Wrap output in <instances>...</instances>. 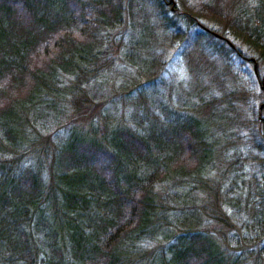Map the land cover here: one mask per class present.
Listing matches in <instances>:
<instances>
[{"label": "trees", "instance_id": "trees-1", "mask_svg": "<svg viewBox=\"0 0 264 264\" xmlns=\"http://www.w3.org/2000/svg\"><path fill=\"white\" fill-rule=\"evenodd\" d=\"M262 1L246 7L247 26L231 32L259 58ZM173 3L0 0V264H259L256 257L264 264V180L254 179L247 193L237 184L220 185L218 193L205 179L225 158L221 132L204 129L198 120L212 117L215 107L205 115L197 113L202 105L197 114H183L142 94L154 90L146 87L159 75L153 55L158 43L143 22L142 35L129 33L138 14L151 15L152 4L164 40L183 41V28L199 26L200 39L212 38L206 39L210 51L227 62L235 53L227 44L217 47L215 41L225 43L213 32L225 33L201 25L199 18L207 15L202 10L184 14L176 8L177 20L166 17V5ZM209 4L202 9L213 11ZM115 45L119 60L136 74L129 71L124 84L95 101L84 89L104 78L107 48ZM132 50L144 52L138 62ZM230 75L233 81L235 73ZM136 89L141 98L134 97ZM121 95L133 106L128 113L116 110ZM189 180L203 194L198 205L191 191L178 197L160 190ZM179 200L183 205L176 209Z\"/></svg>", "mask_w": 264, "mask_h": 264}, {"label": "rangeland", "instance_id": "rangeland-1", "mask_svg": "<svg viewBox=\"0 0 264 264\" xmlns=\"http://www.w3.org/2000/svg\"><path fill=\"white\" fill-rule=\"evenodd\" d=\"M174 2V7L166 5L164 10L166 17L177 20L176 14H173L171 8L174 10L177 8L184 14H187L189 10L192 11V13L202 10V12H204L203 14L207 13V15L206 17L199 18L200 24L225 33L223 36L235 46L237 52L233 54L230 53L228 63L227 58L220 57L218 54L219 52L210 51V46L208 44L211 45V43L206 39L212 38L206 36V38L200 39L199 31L197 32L199 26H195L191 29L183 28V30L180 31V33H183L185 36L183 41L172 39L170 36L164 40L162 36L165 37V35H162L160 28L157 27V17L153 16L155 6L152 4L149 11V15L150 13L151 15L143 19L141 15L138 14L135 18L137 26L133 32L129 33V36L132 35L135 38L138 37L139 34L142 35L139 30H141V22H143L144 25L149 27V30L153 29L152 33L156 35L154 43H158V47L153 55L157 56V59H159L157 62L160 68V71L159 68H157V73L159 75L153 82L155 83L154 86L146 87L153 88L154 90L150 91L146 89L147 91L143 90L142 94L147 97H153L155 103H163L169 107L172 106V110L179 111V113L183 112V114H194V110H198V106L202 105V108H200L201 111L197 113L205 115L208 111H213L215 107V112L212 117L204 118V116H200L202 118L198 120L200 124L204 126V129H209L212 133L215 131L221 132L223 139H225L224 141H226V146L222 150L225 158L222 159L221 164H217L211 168L210 174L205 176V179L208 180V184H212L210 188L216 187L218 193L222 191L221 187L231 184H234L233 186L235 188H238L237 185L240 186V188L243 187L244 191L247 193L249 192L247 190L250 189V186L255 184L253 181L254 179L260 181L264 180L261 174L264 171V138H261L263 134L262 123L264 110L260 108V104L264 105V89H261L260 82V78L264 77V58L257 57L256 51H254L251 46H248L231 32L233 28L237 26H247V18L245 15L246 7L248 8L252 2L259 4L263 1L174 0ZM207 3H210L209 5H211L212 9H215L213 11L210 8L206 11L203 10L202 6ZM216 10L218 12L221 11V14L226 13L229 16L217 18V14H215L213 17L214 11ZM233 18H235V21ZM181 21H183L182 18L179 19V22ZM179 22V26H184V24H180ZM249 24V26H253L255 22ZM148 33L143 35V37H147L146 39H148ZM121 34L122 36H120ZM120 35H118L117 38L120 36L122 42L126 43L128 39L127 35H125V33H120ZM195 41L197 43L194 44ZM215 42L217 43V47L222 45L226 49V44ZM162 43H165V45ZM107 51L105 59H110L108 61L110 65L107 66V70L105 69L104 73H100L104 75V78L99 79L98 77L97 83L92 80L84 89V91L87 90L90 98L95 101L99 100L100 95L104 93L108 95L112 89L124 84L128 78L129 71L133 70L132 73L135 72V69L128 61L122 63L119 60V48L116 45L111 49L107 48ZM132 51L135 52L132 54ZM132 51H130V54H132L134 60L138 62V58L141 56L143 57L144 52L142 50ZM130 54H128V57ZM249 58L250 60H248ZM251 58H253L254 61H251ZM254 63L256 64L257 75L254 72ZM192 66L196 68V72L191 69ZM228 69H232V72L235 73L233 81L230 75L232 72L228 71ZM195 73L198 81L194 80L196 79ZM135 74L136 72L134 75ZM234 88L236 93L231 94L230 91L234 90ZM241 91L244 92L243 96H240ZM133 92L137 94L138 89ZM114 93L113 91L112 94ZM134 97L141 98L139 93L134 95ZM126 100L127 99L121 95L119 101L122 103L117 106L116 110H125L127 113L131 111L133 106L131 108L130 104H126ZM219 101L222 102L221 105H218ZM183 102H186L188 106H183ZM190 104H192L191 107L189 106ZM155 106L154 104L152 107ZM72 109L73 108L67 112V117L73 112ZM223 111L230 116V119L224 115ZM157 112L160 113L161 110L159 109ZM238 112L242 114L240 119L238 117ZM88 114H90V111ZM259 116L262 121L258 120ZM83 117L85 116H79L77 122L81 124L84 123L82 122ZM196 186H199L197 182L189 180L185 183L184 187H174L172 184H170V186L169 184H164L160 190L162 192H169L170 189L171 195L174 196L177 194L178 197L191 191L190 195H192V201L195 202L193 196H196L197 201L195 204L198 205V196H202L203 194L199 191H194L195 188L191 189V187ZM176 203H178H174V208L176 209H179L177 207L183 205L180 200ZM203 205L205 206V212L203 213V217L205 218L209 210L205 202L201 204L202 207ZM206 221H208V219H206ZM147 250V254H150L151 249L147 248ZM255 260H259V264H263L260 258L256 257Z\"/></svg>", "mask_w": 264, "mask_h": 264}, {"label": "water", "instance_id": "water-1", "mask_svg": "<svg viewBox=\"0 0 264 264\" xmlns=\"http://www.w3.org/2000/svg\"><path fill=\"white\" fill-rule=\"evenodd\" d=\"M169 2L171 3V2H173V0H169ZM213 34L214 35H216V36H219L217 33H215V32H213ZM230 43V42H229ZM230 45H232L231 43H230ZM251 61H254V59L253 58H251ZM257 69H256V64L254 63V72H255V74L257 75V71H256ZM261 89H264V77H262L261 78ZM263 107V104H260V108H262ZM261 138H264V128H263V134L261 135Z\"/></svg>", "mask_w": 264, "mask_h": 264}, {"label": "flooded vegetation", "instance_id": "flooded-vegetation-1", "mask_svg": "<svg viewBox=\"0 0 264 264\" xmlns=\"http://www.w3.org/2000/svg\"><path fill=\"white\" fill-rule=\"evenodd\" d=\"M218 38H219L221 41H223L225 44H227L228 46H230L232 49L234 48L235 52H237L236 49H235V46L230 45L229 41H228L225 37L220 36V37H218ZM237 54H238V53H237ZM248 60H250V58H249Z\"/></svg>", "mask_w": 264, "mask_h": 264}, {"label": "bare ground", "instance_id": "bare-ground-1", "mask_svg": "<svg viewBox=\"0 0 264 264\" xmlns=\"http://www.w3.org/2000/svg\"><path fill=\"white\" fill-rule=\"evenodd\" d=\"M172 9V8H171ZM219 35V34H218ZM214 36H216V35H214ZM221 35H219V36H216V37H220Z\"/></svg>", "mask_w": 264, "mask_h": 264}]
</instances>
